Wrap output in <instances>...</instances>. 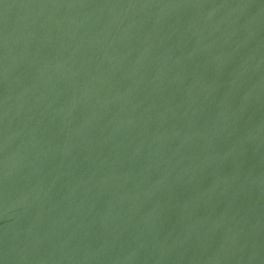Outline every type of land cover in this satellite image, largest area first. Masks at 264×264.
Masks as SVG:
<instances>
[{"label": "water", "instance_id": "95a60500", "mask_svg": "<svg viewBox=\"0 0 264 264\" xmlns=\"http://www.w3.org/2000/svg\"><path fill=\"white\" fill-rule=\"evenodd\" d=\"M0 264H264V0H0Z\"/></svg>", "mask_w": 264, "mask_h": 264}]
</instances>
